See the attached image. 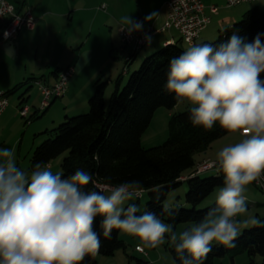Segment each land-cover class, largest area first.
<instances>
[{
  "label": "clouds",
  "instance_id": "clouds-1",
  "mask_svg": "<svg viewBox=\"0 0 264 264\" xmlns=\"http://www.w3.org/2000/svg\"><path fill=\"white\" fill-rule=\"evenodd\" d=\"M158 15L153 11L142 21L123 16L120 31L143 33L144 42L151 44L153 36L144 24ZM262 74L260 35L251 43L233 34L219 45L195 44L170 60L165 88L174 93L177 105L191 106L192 125L211 130L219 124L242 137L217 153L223 184L214 206L179 235L172 224L130 203L144 191L139 181L97 188L81 169L65 177L36 164L27 172L17 167L14 151L0 149V264H82L101 246L97 218L106 239L118 230L138 238L142 248L155 249L167 237L181 264H203L213 242L235 247L242 229L264 227L248 214L245 196L248 185L264 179ZM89 184L94 187L88 189ZM164 211L174 214L167 206Z\"/></svg>",
  "mask_w": 264,
  "mask_h": 264
},
{
  "label": "trees",
  "instance_id": "trees-1",
  "mask_svg": "<svg viewBox=\"0 0 264 264\" xmlns=\"http://www.w3.org/2000/svg\"><path fill=\"white\" fill-rule=\"evenodd\" d=\"M241 17L233 24L220 28L216 39H204L193 45L204 43L219 45L226 42L233 34L241 37L246 43H251L257 35H260L261 41L264 42V8L258 5L252 6ZM185 50L179 41L168 43L146 55L140 66L130 73L122 87H120L121 76H118L115 80V90L107 105L105 90L108 81L97 78L87 100L88 111L67 114L57 125L41 131L47 137L34 146L29 156L27 170L31 171L36 164L48 165L52 159L63 153L60 161L61 169L58 172L63 173L65 177L72 175L78 169L84 170L93 177L97 188H102L106 184L139 181L144 191L148 193L145 209L141 213L153 212L166 223L172 224L173 228L181 222L199 223L207 210L214 206L215 201L201 207L214 189L222 186L223 173L218 166L215 167L216 172L208 176H200L201 172L194 173L198 164L194 156L205 151L214 140L229 132L220 128L219 124L211 130L193 126L189 118L190 107H188L170 114L168 136L162 143L149 147L141 143V136L149 125L155 109L159 106L171 109L176 104L174 93H169L165 85L170 60ZM135 53L131 52L130 58ZM125 63L127 64L128 61ZM261 78L264 79V74ZM34 79L37 78L30 77L27 81ZM20 86V84L15 85L6 92L9 95ZM25 90L19 94V98L23 97ZM46 108L40 111L44 112ZM39 116L40 114L35 116L32 113L25 121L30 122ZM183 180L187 182L184 198L189 207L177 203L169 206L174 212L169 216L164 211L166 206L164 200L168 192ZM253 184L264 194L261 186L256 182ZM93 187V184L88 185V189ZM142 195L130 203L139 205ZM255 205L264 206V201L255 202ZM255 217L264 222V215L259 212ZM96 231L100 233L99 252L94 257H86L82 264H97L99 255H113L117 249L126 247L118 230H113L111 239L103 237L100 218L96 221ZM234 243L235 247L231 248L216 242L212 243V251L204 259L203 264H214L215 258L226 253L232 255L237 251H246L249 264H264V227L250 226L242 229ZM167 247L175 263L181 264L174 246L168 242ZM256 255L261 256L260 263L256 262L254 258ZM130 256L133 258L132 264H149L144 258Z\"/></svg>",
  "mask_w": 264,
  "mask_h": 264
},
{
  "label": "crops",
  "instance_id": "crops-1",
  "mask_svg": "<svg viewBox=\"0 0 264 264\" xmlns=\"http://www.w3.org/2000/svg\"><path fill=\"white\" fill-rule=\"evenodd\" d=\"M8 1L14 3L19 9L30 8L36 19L33 29L22 28L11 39L0 43V88L10 90L15 85L20 84L21 86L17 89L19 94L27 88L22 98H19V95L17 97V109L23 104H28L29 115L32 113H34L35 116L41 114L42 111L38 110L40 91L37 87L35 93L39 100L38 104L35 105L31 102L32 94L30 93L32 92H29L32 85H34L33 81L35 79L27 81L28 78L36 77L38 79V77H42L41 79L45 82L52 83L56 79L57 70L59 71L68 65L74 66V73L69 80L68 89L63 98L59 102H56V99L51 102L45 110V112H47L43 114L38 121L32 122V119L29 122L30 126L34 125L35 133L36 131L41 132L56 125L55 123L61 121L65 115L75 113L82 109L85 104V98L92 93L94 81L97 78L106 76L108 81L111 80L113 82L116 80L114 76L119 72V60H117L116 57V61H111L109 58H103L104 54L99 53L102 56H100L101 59L98 61L97 59H93L94 57L91 59L84 58L83 52L88 45L92 48L93 43H91V38L93 36L95 37L93 39L95 40L94 42L100 44L103 53H107L108 49L109 51L113 50L114 47H116L115 45H117L116 43H118L117 39H115V34L121 42L119 24L121 17L124 15L121 16L114 11L112 13L104 12L107 9V5L103 3L104 8L102 9V3L97 4V0ZM164 1L166 7L165 11L160 9L161 6H158L154 11L159 15L154 17L152 21L146 22L144 26L147 24H152L154 27L162 25L168 12V7L166 5L167 0ZM202 1L206 5L209 3L216 4L214 2L215 0ZM248 8H250V6H243L239 9L235 8L225 12H219L218 9L216 14L210 13L206 8L205 12L211 16V22L213 16H216L215 23L211 30H206V27L196 42L209 39L214 33H217L220 28L229 24V22L231 23V21H235L238 17H241ZM100 11L104 15H102V19L98 21V12ZM128 16L134 20L136 19V16L132 14ZM138 16L141 17L142 21L145 14H143V12L142 14L138 12L137 17ZM101 20L103 22H101ZM95 24L97 25L95 26ZM106 25H108V31H104L105 33H100L99 35H97V33L94 35L92 34L95 32V28L96 31H102L104 27H107ZM174 32L175 31L171 30L168 32H158L152 35L157 37L149 44L150 46L148 45L149 49H159V44H161V46L166 45L165 41L168 39L174 40V43L181 41L177 33ZM51 45H54L55 48L57 47L61 55L49 62L47 55ZM148 46H143V48L137 51L126 64V57H129L132 51L128 45L123 44L121 48L123 49L125 67H129L130 64L133 65L141 52H143V55L147 54L149 49L146 48ZM120 74L122 78V72ZM82 94L83 98H81ZM78 95H81V97H77ZM12 114H14V107L10 105L9 101V105L0 115V125H4ZM207 158L202 156L196 163Z\"/></svg>",
  "mask_w": 264,
  "mask_h": 264
},
{
  "label": "rangeland",
  "instance_id": "rangeland-1",
  "mask_svg": "<svg viewBox=\"0 0 264 264\" xmlns=\"http://www.w3.org/2000/svg\"><path fill=\"white\" fill-rule=\"evenodd\" d=\"M163 1L164 0H97V4H100V3L103 4L104 3L107 5V9L104 12L112 13L114 11L115 13H117L121 16H123V15L128 16L129 14H132V15L136 16L135 18H138L139 17V16L137 17L138 12H140L141 14L143 12V14H145V16H146L149 13L153 12L155 9H157L158 6L159 7L161 6L160 9H163V11H165V9H166V7L164 5L165 1L164 2ZM225 1L226 0H215L214 1L218 5L219 12H225L228 10H233L235 8L239 9L243 6L252 7V6L258 5L260 8H264V0H255L254 2L246 1V2H241L239 4H236V5H231V6H227ZM209 4H211V3H209ZM141 10H142V12H141ZM101 11H103V10H101ZM101 11L98 12V15H99L98 21L100 19H102L101 16L104 15ZM128 12H129V14H128ZM214 14H216V13H214ZM215 18H216V16L214 15L212 18V22L210 20V22L206 26L207 28L205 27L206 30L207 29L211 30V28H213L214 23H215L214 22ZM241 18L242 17H238L233 22H236V21L240 20ZM165 20H166V18H165ZM101 22H103V21L101 20ZM233 22L231 21V23L229 22V24H226V25H231V24H233ZM96 25L97 24H95V26ZM106 26L107 27H104V30H102V31L101 30L96 31V28H95V32L92 34L94 35L95 33H97V35H99L100 33H102V34L105 33L104 31H106V30L108 31V25H106ZM204 29L201 31V33L204 31ZM173 31H175L177 33V35L179 36V34L176 30H173ZM218 34L219 33L217 31V33H214L212 35V37H210L207 40L216 39L218 37ZM156 37L157 36H153V41L156 39ZM94 38H95L94 36L91 38V43H93L92 48H90L89 45L85 48V50L83 52L84 58L91 59L94 57L93 59H95V60L97 59L99 61L101 59L100 56H102L101 54H104L103 58H106V59L109 58V60H111V61H116V59L119 60V72L117 73L118 75L116 74L114 76V78L117 79L118 76L121 75L120 73L122 72L120 87H122L126 83L130 73L132 71L136 70L140 66V63L143 60V58L146 55L157 50V49H151L150 50L149 49L150 45L146 44L147 46L149 45L146 48V49H149L148 53L143 55V52H141L137 58V61L133 65L130 64L129 67H125V64L123 61V55H124L122 52L123 49L121 48L123 44H122V42H120L118 40L119 38L116 34H115V39H117L118 43H116L117 45H115L116 47H114L113 50L109 51V49H108L107 53L106 52L103 53L102 47L100 46V44H97L98 42L97 43L94 42L95 41V40H93ZM179 40H180V36H179ZM181 44L185 49L190 47V45H188L186 42H182ZM161 47H162L161 44H159L158 48H161ZM129 48H130V46H129ZM75 50H77V49H75ZM99 53H101V54H99ZM60 55L61 54L58 52L57 47L55 48L54 45H51V47L49 48V53L47 55L48 61L51 62L53 59H55L56 57H59ZM117 56H119V57H117ZM38 57H39V53H38ZM115 57H116V59H115ZM73 73H74V71H73ZM73 73H72V75H73ZM71 76H70V78H71ZM70 78H69V80H70ZM100 78H101V80H107L108 81L106 76H104L103 78L102 77H100ZM111 82H112L111 80L107 82V87L105 90V104L106 105L109 101V98H110L112 92L115 90V81H113L112 83ZM33 84L34 85H32L29 92H32V93H30V94H32L31 95V100H32L31 102H33L35 105H37L38 100H39L38 97L36 96V93H35V91L37 90V85L34 82H33ZM68 84H69V81H68ZM68 84H67V89H68ZM4 90L7 91V89H4ZM66 92H67V90H66ZM66 92H65V94H66ZM18 95H19L18 90L12 94H9L10 105L12 107H14V114H12V116H9L8 121L5 122L4 125H0V149H9V150L14 151L17 167L22 169V170H25L27 172H31V171L27 170L28 165H29V156H30L34 146H36V144H38L44 138H46L47 135L44 132L42 133L39 131L38 132L36 131V133H35L34 132V125L30 126V123L26 122L25 118L22 117L18 113V109H17V97H18ZM63 96L60 98H56V102H59L63 98ZM89 96H87L85 98L84 107L82 109H80L79 111L72 113V114H79V113H83V112L88 111L89 106H88L87 100H88ZM77 97H81V95L80 96L78 95ZM40 98H41V94H40ZM81 98H83V94H82ZM188 107H191V106L188 105L187 103L181 104V105H177V103H176L175 106L171 109H169L165 106L157 107L153 113V116H152V119H151L149 125L147 126V128L145 129V131L143 132V134L141 136L142 145L145 147H149V146H154V145L162 143L166 139V137L168 136V119H169L170 114L183 111ZM46 112L45 111L42 112L40 114V116L37 118H34L32 120V122L38 121V119H40L43 116V114H45ZM72 114H68V115H72ZM59 122L60 121H57L55 124L57 125ZM38 123H40V122H38ZM49 128H51V127H49ZM241 138L242 137L240 136L239 133H237V134L228 133L225 136H222V137L214 140L205 151H201V152L195 154V156H194L195 161H198V159L201 158L202 156H205L206 158L209 157L207 159H210V160H217V153L220 149H222V147L227 146V145L232 144V143H235V142H238ZM63 155L64 154L62 153L49 162V167L51 168L53 173L60 171V169H61L60 168V161H61ZM204 160L205 159L201 160L200 162H202ZM215 170H216V168H212V169L202 171L200 173V176L204 177V176L214 174L216 172ZM218 189H219V187L214 189V191L209 195V197L205 200V202L201 205V207L210 205L211 203H213L215 201V195H216V192ZM186 190H187V182L185 180H183L179 185L172 188L168 192V194L164 200L165 205L167 207H169V206H172V205L177 203L179 205L183 204L182 206L189 207V205L185 202V198H184ZM245 196L247 198V204H248V209H249L248 214L256 216V213L259 212L260 214L264 215V206L255 205V202L264 201V194H262L261 191L258 190V188L253 183L247 186ZM136 199L137 198H135L134 200H136ZM147 199H148V193H147V191H144L142 197L139 199V205H138L140 207L141 211H143L145 209V203H146ZM239 218L240 217H238V219ZM193 224H196V223H194V222L178 223L175 226L174 231L177 233V235H179L183 230H186L187 228H189ZM119 236L126 243L125 249L119 248L115 251V253L113 255H99L97 264H110V263H112V264H115V263H117V264H132L133 258H131L130 255L144 258V259L149 261V264H176L175 260L173 259L172 255L170 253V251L168 250L167 245H168L169 241H168L167 237H166L165 243L158 248H155V249L144 248L145 251L147 252V254H144L142 252L135 250L136 244L141 245L140 240L138 238L130 236V235L125 234V233H122V232H119ZM254 258H255L256 262H258V263L261 262V256L260 255H256ZM214 264H249V256L246 253V251H237L236 253H234L232 255L230 253H226L223 256L215 258Z\"/></svg>",
  "mask_w": 264,
  "mask_h": 264
},
{
  "label": "built area",
  "instance_id": "built-area-1",
  "mask_svg": "<svg viewBox=\"0 0 264 264\" xmlns=\"http://www.w3.org/2000/svg\"><path fill=\"white\" fill-rule=\"evenodd\" d=\"M255 1V0H226L227 6L236 5L241 2ZM168 13L166 20L159 27H154L152 24L144 26V31L154 35L158 32H168L176 30L182 42L188 45H193L201 31L207 26L211 20V16L205 12L207 8L210 13L218 12V5L211 3L206 5L202 0H167ZM104 8V5H101ZM135 20L141 21L138 17ZM35 17L30 8L17 9L15 4L8 0H0V43L11 39L22 28L33 29L35 26ZM121 24H119V35L121 42L130 46L132 53L139 51L146 43L143 40V33H133L131 36L126 32L120 31ZM7 33V36L5 35ZM174 43V40L168 39L165 44ZM131 58L126 57V61ZM74 71L72 65H68L60 69L56 75V79L52 83H47L43 79H35L33 82L37 85L41 98L39 100L38 110L45 109L55 98L63 96L67 90V84L70 76ZM9 105L8 93L0 88V115ZM19 114L25 119L29 115V105L23 104L18 109ZM216 160L205 159L197 164L194 173L217 167ZM264 189V179L256 182ZM105 185L102 186V188ZM135 250L147 254L141 245H135Z\"/></svg>",
  "mask_w": 264,
  "mask_h": 264
}]
</instances>
